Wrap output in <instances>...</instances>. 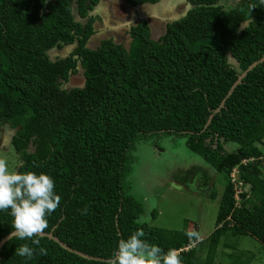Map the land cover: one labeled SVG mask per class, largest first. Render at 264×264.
Returning <instances> with one entry per match:
<instances>
[{
  "label": "trees",
  "instance_id": "16d2710c",
  "mask_svg": "<svg viewBox=\"0 0 264 264\" xmlns=\"http://www.w3.org/2000/svg\"><path fill=\"white\" fill-rule=\"evenodd\" d=\"M111 1L75 0L85 19L80 22L72 0H0V125L16 130L10 144L20 162L16 169L54 180L61 201L44 231L99 258L40 235L32 238L38 244L7 240L1 264H107L118 241L140 229L141 239L175 250L181 264H252L254 254L237 239L258 240L264 256V61L226 94L264 55V4L238 0L225 8L216 0H187L191 7L166 21L158 38L147 20H139L92 46L101 21L95 7ZM120 1L139 7L159 0ZM124 32L127 44L114 37ZM66 46L73 48L66 55L50 56ZM77 74L80 85L72 83ZM163 133L184 137L189 150L223 174L206 238L190 239L186 233L198 229L192 224L188 230L187 219L181 229L137 222L144 208L125 186L131 151L137 140ZM234 168L247 189L238 204ZM200 170L208 184L210 177L196 166L185 181L195 182ZM217 195L212 189L210 197ZM9 211H0V239L14 230ZM24 243L34 250L31 259L15 252Z\"/></svg>",
  "mask_w": 264,
  "mask_h": 264
},
{
  "label": "rangeland",
  "instance_id": "374dc122",
  "mask_svg": "<svg viewBox=\"0 0 264 264\" xmlns=\"http://www.w3.org/2000/svg\"><path fill=\"white\" fill-rule=\"evenodd\" d=\"M182 1L184 0H160L149 8L142 7L141 13L150 15L156 12V15L172 17L185 11L187 5L181 3ZM216 1L225 8H232L238 0ZM101 7L103 24H109L113 16L120 22L127 21L128 13H133L120 0H112ZM150 18L154 30L152 36L158 38L163 31V24L160 18L154 19L152 15ZM100 35L101 33H96L94 37ZM72 81L79 85L82 83L79 74ZM154 143L162 147L163 152H158ZM0 146V158L8 162L10 170L16 168L20 162L13 147L8 143H0ZM226 148L231 149L234 146L229 144ZM131 154L132 170L125 179V186L130 194L142 202L144 210L140 217L147 216L150 218L147 221L149 224L170 229L183 228L184 220L187 219L188 230L193 228L192 224H196L198 236L206 238L214 228L218 196L223 188V174L210 168L203 157L188 149L184 137L176 134L146 136L134 143ZM192 166L206 171V176L210 177L208 184L202 183L205 177L202 170L196 171L195 182L185 181L188 177L186 171ZM234 172L238 174L237 170ZM172 183L181 187L177 188ZM212 189L218 193L217 198L210 197ZM153 209L158 211L156 217L151 215ZM237 240H240V247L248 248L254 254L252 264H264L261 242L250 236H242Z\"/></svg>",
  "mask_w": 264,
  "mask_h": 264
},
{
  "label": "clouds",
  "instance_id": "9594fccd",
  "mask_svg": "<svg viewBox=\"0 0 264 264\" xmlns=\"http://www.w3.org/2000/svg\"><path fill=\"white\" fill-rule=\"evenodd\" d=\"M261 3L264 4V0ZM60 201L52 177L32 171L21 172L16 168L10 170L8 162L0 158V211L10 210L11 227L14 229L9 239L24 241L42 235L48 227L47 217L59 207ZM81 214H87V209H81ZM149 219L141 216L137 222L143 224ZM144 235L140 229L126 239H120L107 264H181L175 250L165 252L158 245L141 239ZM186 235L190 239L198 237L195 231H189ZM32 243L38 244L39 240H32ZM15 252L26 259L34 255L28 243L19 245Z\"/></svg>",
  "mask_w": 264,
  "mask_h": 264
},
{
  "label": "flooded vegetation",
  "instance_id": "af4514ba",
  "mask_svg": "<svg viewBox=\"0 0 264 264\" xmlns=\"http://www.w3.org/2000/svg\"><path fill=\"white\" fill-rule=\"evenodd\" d=\"M101 5H103L102 2L99 3L95 7L96 13H98V15L101 17V21L99 22L100 25L98 26V29L99 30L96 33H101V35H100V37H94L93 36V37H91L89 39L88 44H90L92 46H94L97 43H99L98 42L99 39H102V38L106 37L105 35L108 36L109 34H111V32L112 33L113 32H116L117 29H119V28H122L125 31V30L128 29V27L130 25H135L139 20H144V19H142L140 17L141 16L140 15V12L141 11H140V8L138 6L131 7V6H128V5L125 4L128 9L132 10L133 13H131V14L128 13V19L122 25H118V27H111L110 25L114 22L115 17L113 16L110 19V21H109L110 24H103V14H102L103 12L101 11V9H102ZM143 6H146V8H147L150 5H143ZM175 18L176 17H173V16L172 17L167 16V18H165V20L163 21V24H165L166 21L171 20V19H175ZM146 19H148V18H146ZM84 20L85 19H83V21ZM152 33H153V31H152ZM122 34H124L123 37L122 36L118 37L117 35H115L114 37H115L116 40H118V41H120V42H122L124 44H127L131 40V38L128 35H126L127 32H124ZM72 49L70 47H68V46H66V47H64V48H62L60 50L59 49H56V48H53V49L50 50V53L49 54H50V56L53 55V57L56 56V55H58V54L61 55V56H64L67 53H69ZM11 129H13V128H11L8 123H4V124H1L0 125V143H8L9 145L11 144V139H12V137L14 135V134H11Z\"/></svg>",
  "mask_w": 264,
  "mask_h": 264
},
{
  "label": "water",
  "instance_id": "95a60500",
  "mask_svg": "<svg viewBox=\"0 0 264 264\" xmlns=\"http://www.w3.org/2000/svg\"><path fill=\"white\" fill-rule=\"evenodd\" d=\"M158 2H160V0H159ZM71 3H72V15H73V17H74L75 19H77L78 21L83 22V19L80 17V15H79V13H78V9H77V6H76V4H75V0H72ZM84 21H85V20H84ZM262 61H264V55L261 56L259 59L253 61L251 64H249L248 67L238 75L237 79H236V80L234 81V83L231 85L229 91H228L227 94H226V97L232 92V90L235 88V86H236L238 83L241 82L242 78L246 75V73H247L250 69H252L254 66H256L258 63H260V62H262ZM224 101H225V98L222 99L220 105H219L214 111H218V110L220 109V107L224 104ZM15 131H16L15 129H11V134H15ZM172 185L175 186V187H177V188H180V187H181V185H178V184H176V183H172ZM13 231H14V230H13ZM11 232H12V231H11ZM11 232L7 233L6 235H4V236L0 239V249H1L2 245H3L7 240H9V236H10V233H11ZM41 236H46V237H48V238H50V239L55 240V241L58 242L63 248H65V249H67V250H69V251H71V252H74V253H76V254L82 256V257H86V258H88V259L93 258V259H96V260L99 259L98 257L90 256V255L85 254V253H83V252H81V251H78V250H76V249H74V248H71L70 246H68L67 244H65L63 241H61L56 235H54L53 232H52V230L49 231V232H45V231H44V233H43ZM0 264H1V262H0Z\"/></svg>",
  "mask_w": 264,
  "mask_h": 264
},
{
  "label": "crops",
  "instance_id": "0c3cea01",
  "mask_svg": "<svg viewBox=\"0 0 264 264\" xmlns=\"http://www.w3.org/2000/svg\"><path fill=\"white\" fill-rule=\"evenodd\" d=\"M186 2H188L187 0H184V1H182L181 3H185V5H187V7L185 8V11L184 12H181V13H179V14H177V15H175V16H173V17H176V18H179L180 16H182V15H184L185 13H186V11L191 7L190 6V3L188 2V3H186ZM151 6V5H150ZM149 6V7H150ZM142 7H146V6H139V8H140V11H141V8ZM149 7H147V8H149ZM140 17L142 18V19H144V20H147L148 21V23L150 24V26H151V15H152V17H155L154 19H156V18H160L161 19V22H162V24H163V21L165 20V18L166 17H163L162 15H156V12H153V14H148V15H144V14H142L141 12H140ZM157 16V17H156ZM146 18H148V19H146ZM164 18V19H163ZM175 18V19H176ZM123 23H125V21H123V22H120V21H118V20H114V22L110 25L111 27H118V25H122ZM110 24V23H109ZM151 31H153V33H154V30L152 29V26H151ZM152 33V34H153Z\"/></svg>",
  "mask_w": 264,
  "mask_h": 264
},
{
  "label": "built area",
  "instance_id": "2783aa9c",
  "mask_svg": "<svg viewBox=\"0 0 264 264\" xmlns=\"http://www.w3.org/2000/svg\"><path fill=\"white\" fill-rule=\"evenodd\" d=\"M244 162V161H243ZM237 170L234 168L232 172L230 173L231 180L234 184V197H235V204H238L240 199V193L245 191L246 187L243 184V181L239 179V176L234 172Z\"/></svg>",
  "mask_w": 264,
  "mask_h": 264
}]
</instances>
